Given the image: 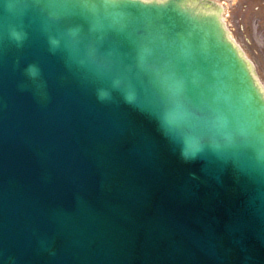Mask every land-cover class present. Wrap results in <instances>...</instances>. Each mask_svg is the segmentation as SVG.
Returning a JSON list of instances; mask_svg holds the SVG:
<instances>
[{"label":"water","instance_id":"obj_1","mask_svg":"<svg viewBox=\"0 0 264 264\" xmlns=\"http://www.w3.org/2000/svg\"><path fill=\"white\" fill-rule=\"evenodd\" d=\"M82 30L102 66L148 90L129 101L81 63L65 38ZM165 93L175 118L229 137L264 113V85L209 1L0 0V264H264V159L186 153L161 119Z\"/></svg>","mask_w":264,"mask_h":264},{"label":"clouds","instance_id":"obj_2","mask_svg":"<svg viewBox=\"0 0 264 264\" xmlns=\"http://www.w3.org/2000/svg\"><path fill=\"white\" fill-rule=\"evenodd\" d=\"M170 39H175V37H170ZM145 40L146 37L141 32L137 40V46L141 51L145 48ZM60 42V39L53 38V44H59ZM65 43L81 63L94 65L98 72L107 76L114 86H118L127 100L133 101L136 96L142 95L148 90V86L143 82L134 84L132 81L122 78L118 68L102 66L101 46L89 32L82 30L79 34L66 36ZM151 44L155 49L159 47L160 42L153 38ZM188 47L193 59L203 57L205 60L210 61V53L198 45L194 39L189 42ZM208 71L214 77L223 75V69L211 63ZM101 94L104 95L106 93L101 90ZM172 104L173 102L167 94H163V98L158 100L160 116L165 127L177 142L183 144L186 153L205 146H210L214 149L247 148L258 158L264 159V113L255 115L253 126L247 134L241 135L238 132H234L229 137L219 130L199 125L192 118L184 120L175 118Z\"/></svg>","mask_w":264,"mask_h":264},{"label":"flooded vegetation","instance_id":"obj_3","mask_svg":"<svg viewBox=\"0 0 264 264\" xmlns=\"http://www.w3.org/2000/svg\"><path fill=\"white\" fill-rule=\"evenodd\" d=\"M232 6L234 32L237 38H245L253 67L258 75L262 70L264 85V0H233Z\"/></svg>","mask_w":264,"mask_h":264},{"label":"rangeland","instance_id":"obj_4","mask_svg":"<svg viewBox=\"0 0 264 264\" xmlns=\"http://www.w3.org/2000/svg\"><path fill=\"white\" fill-rule=\"evenodd\" d=\"M210 2V6L211 7H215V8H221V16L223 17L225 24L228 28V31L230 33V35L235 38L240 45L242 46L244 53L247 54V56L251 59L252 56L250 54V51L248 49L246 40L243 36H236L234 29H233V17H232V10H233V0H208ZM252 60V59H251ZM259 63V62H257ZM255 69V68H254ZM256 71V70H255ZM260 73L258 75V73L256 72V74L259 76L261 82L263 83V74H262V70L260 68Z\"/></svg>","mask_w":264,"mask_h":264}]
</instances>
